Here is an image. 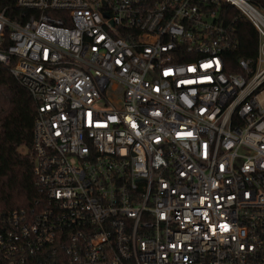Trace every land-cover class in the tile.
Wrapping results in <instances>:
<instances>
[{
	"label": "built area",
	"instance_id": "built-area-1",
	"mask_svg": "<svg viewBox=\"0 0 264 264\" xmlns=\"http://www.w3.org/2000/svg\"><path fill=\"white\" fill-rule=\"evenodd\" d=\"M220 5L257 34L236 73ZM0 66L39 196L0 212V264H264V6L0 0Z\"/></svg>",
	"mask_w": 264,
	"mask_h": 264
},
{
	"label": "trees",
	"instance_id": "trees-1",
	"mask_svg": "<svg viewBox=\"0 0 264 264\" xmlns=\"http://www.w3.org/2000/svg\"><path fill=\"white\" fill-rule=\"evenodd\" d=\"M247 1L264 6V0ZM218 13L236 42L235 50L225 55L227 72L236 73L238 59L255 57L257 34L234 8L220 5ZM35 110L36 104L26 90L0 66V212H29L39 198L33 187L31 159Z\"/></svg>",
	"mask_w": 264,
	"mask_h": 264
}]
</instances>
